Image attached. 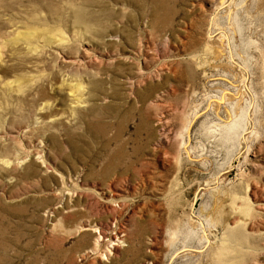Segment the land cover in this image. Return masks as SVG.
I'll return each instance as SVG.
<instances>
[{
  "label": "rangeland",
  "instance_id": "374dc122",
  "mask_svg": "<svg viewBox=\"0 0 264 264\" xmlns=\"http://www.w3.org/2000/svg\"><path fill=\"white\" fill-rule=\"evenodd\" d=\"M0 264H264V0H0Z\"/></svg>",
  "mask_w": 264,
  "mask_h": 264
}]
</instances>
